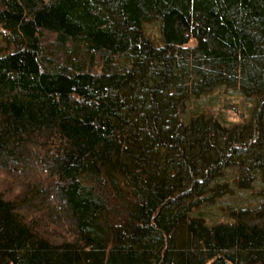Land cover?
<instances>
[{"label":"trees","instance_id":"16d2710c","mask_svg":"<svg viewBox=\"0 0 264 264\" xmlns=\"http://www.w3.org/2000/svg\"><path fill=\"white\" fill-rule=\"evenodd\" d=\"M0 40V264H264V0H0Z\"/></svg>","mask_w":264,"mask_h":264},{"label":"rangeland","instance_id":"374dc122","mask_svg":"<svg viewBox=\"0 0 264 264\" xmlns=\"http://www.w3.org/2000/svg\"><path fill=\"white\" fill-rule=\"evenodd\" d=\"M144 33L149 38L150 42L154 47L162 46L160 36L157 29L156 22H149L144 24ZM7 50H12L10 46L5 45L0 40V55L5 54L4 52ZM221 96L219 93H211L209 95L201 96L198 99H192L187 106L186 113L184 119L194 115L195 113H212L215 114L217 110L222 111V107L220 106ZM238 104L241 105V102ZM239 105V106H240ZM233 174V173H232ZM230 178V173H228ZM252 199V191H237L232 195L223 197L217 200L212 205H204L198 208L195 211L194 215L202 216L209 223H218L222 221H227L228 218L226 216V210L228 207H243L247 206Z\"/></svg>","mask_w":264,"mask_h":264}]
</instances>
